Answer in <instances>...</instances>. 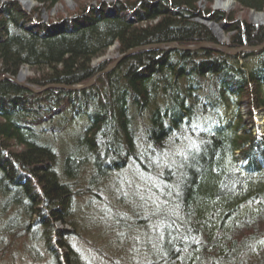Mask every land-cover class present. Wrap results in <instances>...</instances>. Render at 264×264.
I'll return each mask as SVG.
<instances>
[{
	"label": "trees",
	"instance_id": "trees-1",
	"mask_svg": "<svg viewBox=\"0 0 264 264\" xmlns=\"http://www.w3.org/2000/svg\"><path fill=\"white\" fill-rule=\"evenodd\" d=\"M200 1H128L134 23L90 8L56 33L24 27L18 6L0 21V79L27 66L48 88L0 83V264H264V50L92 64L115 44H217ZM227 21V47L264 44V27Z\"/></svg>",
	"mask_w": 264,
	"mask_h": 264
},
{
	"label": "rangeland",
	"instance_id": "rangeland-1",
	"mask_svg": "<svg viewBox=\"0 0 264 264\" xmlns=\"http://www.w3.org/2000/svg\"><path fill=\"white\" fill-rule=\"evenodd\" d=\"M128 1H130L131 3H134V1H137L138 4H143L144 2H148V3L152 4V6H155V4L161 0H63L62 2L58 3L53 8L41 7V5H39L37 2L33 1L34 4H33L32 10H28L25 6L23 8L21 3H19L17 0H0V21H2V19L4 17H6L7 14H10L11 9L14 10V7L18 6V8H19L18 10H19L20 14H22V16H24L23 18L25 19L23 24H22V25H24V27H26L29 30H33V31H38L39 29L43 28V30H45V31H50V32L56 33V32H58V30H62L67 26L66 21H68L69 18H75L76 16H77L76 18H79V16H82L84 13L85 14L83 16H86L87 10L89 11L90 8H97L94 10L99 11V12H104L108 16L111 14H117V11L119 9L123 8V4H125ZM169 1L172 3L173 0H169ZM217 1L218 0H213L209 3L205 2V1L198 2L197 6H199L200 11L202 13H204L205 15L200 16L199 19H197V20H199V23L204 25L206 28L211 29L215 38H217L218 43H222V41H223L225 46H226L230 42L231 37L235 34L233 31L232 32L228 31L232 24L231 23L226 24V23H223L222 21L216 22V21H214L215 16H213L209 22L204 21V19H202L203 17H207L209 15L208 13L210 11H213V10L219 11L220 9H222L221 7L220 8L217 7V5H216ZM70 2H72L73 5H70ZM137 8H135V9H137ZM123 9H125V8H123ZM125 10L126 11L122 12L121 15H125V18L128 20L129 23H134L135 22L134 18L136 16V12L134 10H132L131 7L129 9H125ZM222 11H223V13H221V14L225 18H227V17H228V19L233 18L232 23L233 22L234 23L235 22L241 23V24L247 23L249 25H253L256 27H260V28L264 27L263 25L253 23L252 22V16H253L252 11H247V10L241 8L240 5L237 4L236 2L232 4V7L229 11H225L224 9H222ZM92 12H94V11L91 10L90 14ZM256 13L257 14H264V12H256ZM90 14H87V16ZM217 15H219V14L217 13ZM81 19L82 18H79L78 20H75L74 22H68V24H70L71 26H74V23L78 24V22ZM197 20H196V22H197ZM42 25L45 27H42ZM217 31L223 32V38L218 37ZM115 46L116 45H113V47H111L109 50L104 52V55H102L101 58L94 60L92 62V64L95 66H98V65L103 64L105 62V63H107L108 68L114 66V63H116V61L121 56H123L118 51L119 45L117 47H115ZM194 46H199V45H194ZM200 50H202V49H200ZM195 52H200V51H195ZM120 63H118V65ZM23 71H28V74L26 76V79L24 81H21L22 84L29 85V87H31L34 91H37V92L32 91L35 94L41 93L42 91L40 92V90H43V89H39V88L37 89L36 87L32 86V84H30L31 81L36 80L37 72L34 69H31V68L26 66L20 71L18 76H20ZM242 113L244 115V119L247 120L249 118L247 110L243 108ZM256 123L259 125L261 131L264 132V116H263V114L258 115ZM12 242H15V241L13 240ZM9 261H10V259H6L3 261L4 263H2V264H10V263H8ZM24 263H26V261H25V259L23 260V258L18 259V261H17V264H24Z\"/></svg>",
	"mask_w": 264,
	"mask_h": 264
},
{
	"label": "water",
	"instance_id": "water-1",
	"mask_svg": "<svg viewBox=\"0 0 264 264\" xmlns=\"http://www.w3.org/2000/svg\"><path fill=\"white\" fill-rule=\"evenodd\" d=\"M31 1V0H30ZM219 1V0H218ZM19 2V1H18ZM33 2V0L31 1ZM236 0H232V4L235 3ZM20 3V2H19ZM34 3V2H33ZM217 3V2H216ZM22 7L24 8V4H22ZM221 14L223 13L222 9H220L219 11L217 10H213L211 12V14L208 16V17H203L202 19H204V21H207L209 22L211 20V18L213 17V15L215 14ZM253 14H257L254 10L252 11V15ZM264 26V24H261ZM216 26V25H215ZM220 30V29H219ZM219 34H218V37L219 38H223V32H219L217 31ZM117 47L118 45L115 44ZM183 50V51H186V52H190V51H200V49L202 50H207V49H215V50H218L220 52L224 51L228 54H231L232 56L233 55H237V54H241V53H244L245 51H248V52H251V53H255V52H261L264 50V44H262L261 46H256L255 48H251V47H247V46H244L243 48L241 49H231V48H228L225 46L224 42L222 41V43H218V44H200L199 46H189V47H181L179 45H176L175 43H169L167 45H157V46H146V47H138V48H135V50H132L130 52H128L127 54H124L123 56H121L117 61L116 63H114V66H112L111 68H108L107 70H105L103 73H107V72H111L112 70H114V68L118 65V63H120L122 60H124L125 57H129V56H132V55H135V53H138V52H142V51H146V50ZM97 78L96 77L95 79H93L92 82L90 83H87V84H84L82 86H71V87H65V86H51L55 89H66L68 91H82L84 89H87V88H91L93 86V84L97 81ZM6 80H10L12 82H14L15 84H17L19 87L25 89V90H30V91H34L31 87H29V85H24L22 84L21 81H23L20 76H17L16 78H13V77H10L8 75H5L4 78L0 79V83L5 81ZM47 89L43 88V90H40V92L42 91H45ZM34 92H37V91H34Z\"/></svg>",
	"mask_w": 264,
	"mask_h": 264
},
{
	"label": "bare ground",
	"instance_id": "bare-ground-1",
	"mask_svg": "<svg viewBox=\"0 0 264 264\" xmlns=\"http://www.w3.org/2000/svg\"><path fill=\"white\" fill-rule=\"evenodd\" d=\"M17 1L24 4L28 10L33 9L34 3L31 2L30 0H17ZM70 5H73L72 2H70ZM216 5L218 8L221 7L225 11H229L232 7V0H219V1H217ZM252 22L255 24H259V25L264 24V14H253ZM27 74H28V71H23L20 75V78L24 81L26 79ZM45 89H48V88H45Z\"/></svg>",
	"mask_w": 264,
	"mask_h": 264
}]
</instances>
